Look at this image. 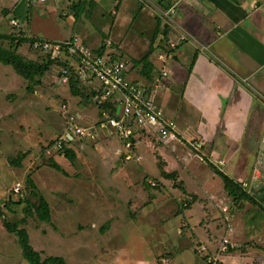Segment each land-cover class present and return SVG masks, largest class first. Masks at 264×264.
Segmentation results:
<instances>
[{"label":"crops","instance_id":"0c3cea01","mask_svg":"<svg viewBox=\"0 0 264 264\" xmlns=\"http://www.w3.org/2000/svg\"><path fill=\"white\" fill-rule=\"evenodd\" d=\"M118 1L47 0L37 3L41 4V10L39 14L36 12L34 21L32 19L34 25L30 26V36L21 30L17 17L12 19L18 21V26H13L12 19L9 20L11 27L8 35L14 33L17 38L30 40L24 44L31 48L35 42L63 43L74 37L84 39L85 43L81 41L90 46L92 44L87 43L89 39L86 35L90 31L89 22L95 18L100 20L102 16L105 18L104 5L110 2L117 4ZM128 2L136 19H156L153 40L158 43L155 46L151 42V52L147 55L153 68L151 73L146 75L142 68L135 76L129 67L128 77L148 90L177 126L178 140L161 144L160 148L166 152L159 153L165 163L161 170L164 183L177 178L184 188L179 197L184 208L174 219L180 218L179 224L183 223L187 227L186 233L184 240H178V244H174L171 249L178 248L179 255L191 250L197 243L199 247L194 248V252L202 254L204 248L207 255L220 254V264H264V0ZM174 6L173 14L169 13V17L161 18L160 22L157 20L156 10L169 12ZM6 13L9 12L5 9V13L2 12L5 18ZM110 13L117 16L118 12L114 10ZM60 19L70 20L62 24L58 22ZM81 22V31L61 39H50L47 29L39 26L44 24L45 28L50 26L64 32H76ZM24 44L18 49L20 55ZM102 48L104 50L105 47ZM58 58L76 71V62L70 57L62 55ZM164 68L168 70L167 77H162ZM62 70L60 67L57 83L69 92L72 102L77 99L82 101L72 94L69 83L61 81ZM45 76L41 79L42 83ZM87 85L94 91L97 84ZM66 106L78 116V124L82 127L95 125L100 119L101 111L97 116L90 115L86 104H78L77 110L71 103ZM60 110L63 114L62 106ZM86 110L88 114L84 115ZM63 125L62 135L64 117ZM145 138L149 139L136 146L131 160L125 159L123 143L117 135L108 136L98 143L99 154L109 161L113 160L117 168L106 174L109 177L105 181L109 185H106L108 190L115 188L119 196L121 187L130 192V182L126 179L131 176L127 169L134 167L130 163L139 166V163L146 161L143 147L155 141L151 137ZM196 141L203 145L200 151L192 146ZM84 143L79 142L70 150L66 147L73 152V159L77 147ZM179 145L184 147L181 153L176 152ZM112 153L114 157L108 158L112 157ZM59 156L65 158L60 153ZM194 162L205 167L199 168L200 172L191 171L190 166ZM172 163H176V166H172ZM143 168L144 174H149L150 171ZM164 173L175 176L166 178ZM220 173L238 184L250 199L235 200L231 197ZM147 183L149 188L150 184ZM152 208L147 207L142 211L144 216H148V226L157 224L155 218H159L158 215L154 216L155 211L152 214ZM225 209H229V213L224 212ZM111 218L107 217L106 220ZM224 238H229L232 245L228 252L221 254Z\"/></svg>","mask_w":264,"mask_h":264},{"label":"rangeland","instance_id":"374dc122","mask_svg":"<svg viewBox=\"0 0 264 264\" xmlns=\"http://www.w3.org/2000/svg\"><path fill=\"white\" fill-rule=\"evenodd\" d=\"M104 7L105 18L98 15L100 20L95 18L89 22L87 43L92 45H85L95 53L105 47L100 55L128 63L132 74L137 76L144 66H135L136 63L148 55L151 42L155 46L158 44L153 40L157 21L153 17L152 21L149 17L136 19L128 0H119L117 4L110 2ZM5 9L9 12L6 18L2 15ZM40 10L41 4H31L29 0H0V34L8 35L9 20L17 17L21 30L30 36V26L34 25L32 19L34 21ZM114 10L118 12L117 16L110 13ZM153 10L156 9L153 7ZM160 11L156 10L159 22L165 18ZM60 20L58 22L65 24L70 19ZM82 24L78 23L76 32H64L50 26L45 28L44 24L39 26L47 29L50 39H61L81 31ZM81 40L85 43L84 39ZM108 41L112 42L110 46ZM0 46L14 48L5 39H0ZM21 54L27 60L40 63L48 58L46 53L36 52L28 44L23 45ZM59 73L60 66L54 65L41 86L34 85L29 89V81L12 67L0 63V204L5 214L0 219V264H29L22 255L18 237L9 233L5 224L19 222L25 217L26 202L38 204L41 197L48 203L50 221H42L33 212L27 218V224L20 228H26L31 245L43 259L58 257L67 264H206L205 251L202 254L194 252L199 247L197 243L179 255L178 248L171 249L178 240H184L186 233L187 227L179 224L180 218L174 219L184 208L179 200L184 188L177 178L164 183L161 170L165 163L159 153L165 154L166 150L161 149L157 141L144 145L146 161L139 166L130 163L134 166L127 169L131 176L126 179L130 182V192L121 187L120 196L115 188L111 191L106 187L109 186L105 183L109 180L107 173L117 168L113 160L99 154L97 146L101 141L83 142L74 149L76 157L72 160L53 151L64 127L60 110L63 104L71 103L74 109L78 104H86L90 115L100 113L93 99L72 102L69 92L57 83ZM85 112L84 115L88 114V110ZM145 139L149 138L142 137L137 145L143 140L145 143ZM77 143L68 144L67 148L70 150ZM177 148L176 152L184 150L182 145ZM23 155L20 167L12 164ZM113 157V153L112 157L108 156ZM53 163L59 164L62 170L54 169ZM143 166L150 171L149 174H144ZM190 167L191 171L200 172L199 168L205 166L194 162ZM29 178L36 188L28 184ZM20 201L21 204L9 205L15 209L13 213L5 207ZM147 207H153L152 214L155 211L154 216H159L155 218L157 224L147 225L148 216L142 213ZM107 217L111 220H106ZM214 255L209 253L208 256Z\"/></svg>","mask_w":264,"mask_h":264},{"label":"built area","instance_id":"2783aa9c","mask_svg":"<svg viewBox=\"0 0 264 264\" xmlns=\"http://www.w3.org/2000/svg\"><path fill=\"white\" fill-rule=\"evenodd\" d=\"M30 1L37 4L47 0ZM175 7L169 12H164V17L168 18L169 13L173 14ZM11 24L18 26V21L12 19ZM108 45L110 46L111 42H108ZM33 48L51 54L53 58L63 55L74 60L78 78L86 84H97L92 99L98 107L110 104L116 111V116L113 117L110 116L109 109L103 107L100 119L95 125L82 127L78 124V116L71 113L66 105H62L65 129L63 135L55 141L53 151L60 152L64 146L75 142H99L108 136L117 135L123 143L125 159L131 160L135 155V142L142 137H151L159 144L178 140L174 120L167 116L148 90L129 79L128 63L93 52L78 37L63 43L35 42ZM167 76L168 70L164 68L162 77ZM61 81L69 82L68 70L61 71ZM192 146L200 151L203 145L196 141ZM224 212L229 213V209ZM231 245L230 239L224 238L220 253L228 252ZM201 251L205 249L202 248ZM219 255H207L206 264H220Z\"/></svg>","mask_w":264,"mask_h":264},{"label":"trees","instance_id":"16d2710c","mask_svg":"<svg viewBox=\"0 0 264 264\" xmlns=\"http://www.w3.org/2000/svg\"><path fill=\"white\" fill-rule=\"evenodd\" d=\"M158 35V34H157ZM156 35V37H157ZM0 39L7 40L11 47L14 48H3L0 46V63L12 67L17 74H19L21 77H23L25 80L29 81L30 86L29 89L32 88V86H40L42 84L41 79L49 73L54 65H58L63 68V70H68V77H69V86L71 88L72 94L76 97H80L83 100H88L93 96L95 93L94 91H91L89 86L85 83H83L79 78L74 68L69 66L68 63L63 62L59 58H53L51 54L46 53L47 55V61L46 62H38L34 60H27L22 55L18 53L19 47L25 42L30 41L26 40L24 38L15 37V35H2L0 34ZM33 42V41H32ZM33 45V44H32ZM103 50V48H101ZM102 54V51H97ZM151 52V51H150ZM115 59V58H113ZM144 65L143 72H145L146 75H149L152 71V65L150 62H148V56L144 57L140 62H138L136 65ZM103 107H106L109 109L110 116L115 117L116 111L114 109L113 105H105L99 107L100 111L103 110ZM101 115V113H100ZM138 143L137 141L135 142ZM60 154L64 155L66 159H73V152L66 149V146H64L63 150L59 152ZM24 155L19 160H14L12 162L13 165L16 167H20L21 163L20 161L24 159ZM54 169L57 171H61V167L57 163H53L51 165ZM221 177L223 178V181L225 183L226 190L228 194L233 197L235 200L241 199V198H247L250 199L247 193H245L242 188L236 184L233 180H231L228 176L220 173ZM164 176L166 178H174L175 175L165 174ZM28 184L32 186L33 188L35 186L34 181L29 178ZM36 196V194L34 193ZM22 202L18 203H11L6 204L5 207L8 209L9 212H14L15 209L10 207L9 205L14 204H21ZM23 214H25V217L22 218L19 222L14 223H6L5 227L7 231L11 234H14L18 237V243L22 249V255L26 261L29 262V264H67L62 258L58 257H48L46 259L42 258V255L40 252L36 251L33 246L31 245L30 236L26 228H20L21 225L27 224V218L35 212L38 217L42 221H50V210L48 203L44 200L43 197L40 198V202L37 204H32L26 202V206L23 209ZM5 216L4 210L2 208V205L0 204V219Z\"/></svg>","mask_w":264,"mask_h":264}]
</instances>
